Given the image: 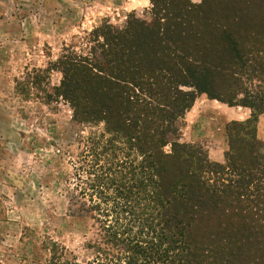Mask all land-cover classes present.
Listing matches in <instances>:
<instances>
[{
    "label": "trees",
    "instance_id": "1",
    "mask_svg": "<svg viewBox=\"0 0 264 264\" xmlns=\"http://www.w3.org/2000/svg\"><path fill=\"white\" fill-rule=\"evenodd\" d=\"M150 1L46 69L82 127L66 183L95 224L88 256L50 240L46 264H264V0ZM201 95L250 109L225 125L224 162L181 140Z\"/></svg>",
    "mask_w": 264,
    "mask_h": 264
},
{
    "label": "rangeland",
    "instance_id": "2",
    "mask_svg": "<svg viewBox=\"0 0 264 264\" xmlns=\"http://www.w3.org/2000/svg\"><path fill=\"white\" fill-rule=\"evenodd\" d=\"M150 8V0H0V264H46L50 240L66 246L68 256L90 253L84 247L94 221L76 216L66 183L82 127L49 89L61 73L46 69L65 45L83 47L103 21L123 26L131 12L149 18ZM249 115L248 108L201 95L179 122L181 140L224 162L225 125ZM258 137L264 140V113Z\"/></svg>",
    "mask_w": 264,
    "mask_h": 264
},
{
    "label": "crops",
    "instance_id": "3",
    "mask_svg": "<svg viewBox=\"0 0 264 264\" xmlns=\"http://www.w3.org/2000/svg\"><path fill=\"white\" fill-rule=\"evenodd\" d=\"M212 101H216V100H212ZM262 115V114H261ZM235 118V120H237L238 119V117H234ZM230 120H231V117H230ZM258 125H259V121H258ZM257 133H258V131H257ZM219 160V159H218Z\"/></svg>",
    "mask_w": 264,
    "mask_h": 264
}]
</instances>
